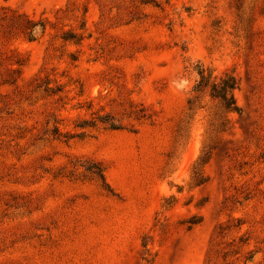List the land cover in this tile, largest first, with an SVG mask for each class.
Returning a JSON list of instances; mask_svg holds the SVG:
<instances>
[{"label": "rangeland", "instance_id": "obj_1", "mask_svg": "<svg viewBox=\"0 0 264 264\" xmlns=\"http://www.w3.org/2000/svg\"><path fill=\"white\" fill-rule=\"evenodd\" d=\"M0 264H264V0H0Z\"/></svg>", "mask_w": 264, "mask_h": 264}, {"label": "trees", "instance_id": "obj_2", "mask_svg": "<svg viewBox=\"0 0 264 264\" xmlns=\"http://www.w3.org/2000/svg\"><path fill=\"white\" fill-rule=\"evenodd\" d=\"M200 79L196 89L201 91L210 88L213 98L218 99L228 112H240L234 91L238 87V81L234 75L225 73L223 76L211 79V74L206 70L199 71ZM103 177V174H102Z\"/></svg>", "mask_w": 264, "mask_h": 264}]
</instances>
